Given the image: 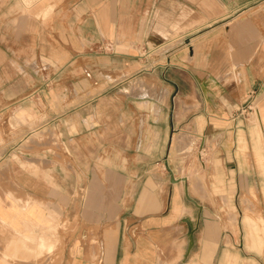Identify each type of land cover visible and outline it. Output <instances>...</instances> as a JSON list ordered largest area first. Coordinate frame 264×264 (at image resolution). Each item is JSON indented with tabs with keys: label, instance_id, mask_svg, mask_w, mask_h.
Listing matches in <instances>:
<instances>
[{
	"label": "crops",
	"instance_id": "0c3cea01",
	"mask_svg": "<svg viewBox=\"0 0 264 264\" xmlns=\"http://www.w3.org/2000/svg\"><path fill=\"white\" fill-rule=\"evenodd\" d=\"M36 63L51 67L52 85H8L38 77ZM140 74L158 77L144 81L157 100L142 106L162 156V127L173 126L192 130L175 145L196 136L208 158L169 163L175 182L156 195L103 164L119 152L113 79ZM8 115L40 127L0 157V264H35L26 244L54 222L78 230L46 264H264L262 236L254 249L231 245V231L210 224L214 189L229 207L254 198L264 210V0H0V138ZM123 138L125 154L136 138ZM135 188L142 213L125 205Z\"/></svg>",
	"mask_w": 264,
	"mask_h": 264
},
{
	"label": "rangeland",
	"instance_id": "374dc122",
	"mask_svg": "<svg viewBox=\"0 0 264 264\" xmlns=\"http://www.w3.org/2000/svg\"><path fill=\"white\" fill-rule=\"evenodd\" d=\"M101 51H110V47L105 46ZM35 73L39 76L30 79L29 77L13 79L8 85H41L44 88L52 85L51 78V67L47 63H36L35 64ZM157 76H148L143 77L142 74L131 77L124 78L121 75L113 79L112 85H114V119L119 118L118 124L114 125V133H117L120 138L116 142L118 146L117 149L119 152L114 153V158L110 163V158L103 156V164L110 165L114 167V170L120 171V173L127 172L129 176L132 175L134 180L142 186V181L146 180V184L152 187L151 192L156 195V193H162V190H154L157 186V183L160 181H168L171 179L168 169L171 171L175 169V166L178 165L179 169H184V166L190 164L192 158L197 159L196 164L200 167L202 164H206L208 158L205 151H200L198 149V142L196 136L190 141L184 142V144L176 143L171 141V138L175 133H192V130H189L188 127H179L177 131H174L173 126H164L162 127L161 134L164 132L167 134V152L165 156L163 155L164 143L161 140V143L158 142L159 130L160 127L148 125V118L143 117V111L146 109V106H142L144 101H154L157 100L156 96L153 94L144 93V84L148 82H154ZM145 81V83H144ZM135 89V90H134ZM154 89V88H153ZM154 97L150 99L149 97ZM43 97V96H42ZM45 100V95L43 97ZM44 102V101H43ZM134 103L135 110H131L130 105ZM173 105V102H172ZM134 114L133 119L131 114ZM46 118V116L44 117ZM20 118H13L12 115H8L5 119L4 127L6 129V137L0 138V157L4 155V150H7L9 154L11 148L15 145H20L22 143H31L32 140H35L36 137L34 133L37 132L38 127H40V121L35 123H28L25 120H19ZM129 122L128 125L124 124ZM35 131V132H34ZM124 135H135L136 141L134 145L129 143V150L127 153H120V150L124 149L126 141L124 140ZM149 135L150 141H143L142 137L145 139ZM162 136V135H161ZM190 138V137H189ZM186 143V144H185ZM186 145V146H185ZM178 150V151H176ZM193 151L199 152L193 153ZM177 153V156H176ZM191 154L193 157L190 159ZM125 155V156H124ZM189 160V163L187 162ZM210 160V159H209ZM169 163L171 168L169 167ZM168 168V169H165ZM128 169V170H127ZM200 169V168H199ZM197 172L193 176L196 179L200 178V181L204 182V175L198 174ZM94 176V175H93ZM172 176L175 178V175ZM97 177H100L102 182H105V174H98ZM190 177V175H189ZM91 178V175L90 177ZM115 181V180H114ZM213 185H219L215 182H210ZM220 190L214 189L215 204L210 206V212L212 213L213 222H211V227L217 230H227L231 231L234 236L232 241L229 242L231 245H247L254 249L255 242L260 246L261 236L263 237V246H264V210H261L260 207L254 205V198L251 200H246L248 203L240 207L228 206L227 201L222 197V194L219 193ZM94 193V190H86V196L89 193ZM100 192V191H96ZM134 196H130L129 200L126 201L125 205L128 207V213H142L140 208L134 210L135 206H138L139 200V191L137 188L133 191ZM116 191H114V196L117 197ZM88 197V196H87ZM138 200V201H137ZM190 207V205H188ZM259 219V220H258ZM199 228H204V223L200 225ZM78 230L76 226H69L67 224H62L61 222L50 223L47 229L40 230L41 235H43V240L46 245H50L51 248L44 249L37 248V238L32 237L31 243L26 244V251H30L35 257V264H46L48 261L52 262L60 260V254H62V248L65 245L64 238H62V233H68L70 231L73 233ZM47 235V236H46ZM256 235L257 238H256ZM46 236V237H45ZM67 240V239H66ZM74 238L71 239V242ZM236 242V243H235ZM243 242V243H242ZM25 251V252H26ZM244 256V255H241ZM254 253H249L247 255V262L251 263L255 258ZM259 258L260 255H257ZM264 257V255H262ZM41 259V260H40ZM45 260V261H44ZM229 264H236V259L233 255L228 259Z\"/></svg>",
	"mask_w": 264,
	"mask_h": 264
},
{
	"label": "bare ground",
	"instance_id": "6f19581e",
	"mask_svg": "<svg viewBox=\"0 0 264 264\" xmlns=\"http://www.w3.org/2000/svg\"><path fill=\"white\" fill-rule=\"evenodd\" d=\"M187 136H189V135H187ZM179 137V136H178ZM177 139V138H176ZM179 139H180V143H181V141L183 142L182 144H184V142L185 141H187V139H188V137H186L185 135H183V136H180L179 137ZM178 139V140H179ZM177 142H179V141H177ZM186 143H188V141L186 142ZM185 143V144H186ZM186 146V145H185ZM10 234V233H9ZM45 247H47L48 249H50L51 248V246L50 245H46L45 244V242H44V240H43V238H39V241L37 242V248L38 249H44ZM26 251V250H25ZM22 254V253H21ZM19 255V254H18ZM25 256V255H24Z\"/></svg>",
	"mask_w": 264,
	"mask_h": 264
},
{
	"label": "water",
	"instance_id": "95a60500",
	"mask_svg": "<svg viewBox=\"0 0 264 264\" xmlns=\"http://www.w3.org/2000/svg\"><path fill=\"white\" fill-rule=\"evenodd\" d=\"M168 169V168H167ZM168 171H169V173H170V176H171V181L172 182H175V179H174V177L172 176V172L168 169Z\"/></svg>",
	"mask_w": 264,
	"mask_h": 264
},
{
	"label": "built area",
	"instance_id": "2783aa9c",
	"mask_svg": "<svg viewBox=\"0 0 264 264\" xmlns=\"http://www.w3.org/2000/svg\"><path fill=\"white\" fill-rule=\"evenodd\" d=\"M248 109H249V107H248ZM243 113H244V110H241V111H240V114H243Z\"/></svg>",
	"mask_w": 264,
	"mask_h": 264
}]
</instances>
